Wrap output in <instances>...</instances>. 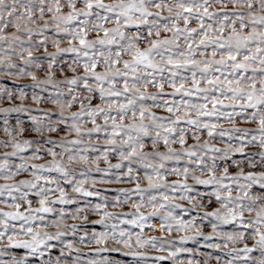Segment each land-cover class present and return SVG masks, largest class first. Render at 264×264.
Wrapping results in <instances>:
<instances>
[{"label":"rangeland","instance_id":"rangeland-1","mask_svg":"<svg viewBox=\"0 0 264 264\" xmlns=\"http://www.w3.org/2000/svg\"><path fill=\"white\" fill-rule=\"evenodd\" d=\"M0 264H264V0H0Z\"/></svg>","mask_w":264,"mask_h":264}]
</instances>
